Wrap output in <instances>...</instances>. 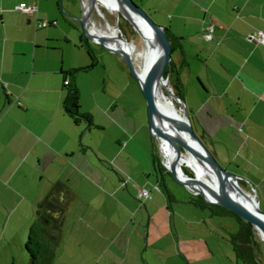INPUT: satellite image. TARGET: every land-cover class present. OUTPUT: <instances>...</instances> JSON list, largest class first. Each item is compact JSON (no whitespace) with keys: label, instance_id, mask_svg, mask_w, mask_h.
<instances>
[{"label":"crops","instance_id":"obj_1","mask_svg":"<svg viewBox=\"0 0 264 264\" xmlns=\"http://www.w3.org/2000/svg\"><path fill=\"white\" fill-rule=\"evenodd\" d=\"M88 1L81 0L86 13ZM138 1L178 39L172 57L187 91L197 93L186 99L200 137L218 161L233 165L227 169L249 183L264 205V43L248 39L264 31V0ZM22 2H37L40 17L51 24L38 28L33 17L16 9ZM79 10L75 0H0V264H30L29 228L57 182L67 185L71 199L52 264H170L178 255L174 206L160 187L167 186L153 157L147 118L124 122L122 110L113 115L104 109L107 122L119 130L106 159L136 163L119 164L115 176L95 156L93 143L81 142L80 132L93 125L82 129L65 112L63 72L96 63L81 51L83 41L91 45V40L67 29ZM61 14H68L63 21ZM91 19L93 30L97 21ZM211 24L215 32L207 40ZM72 48L66 65L60 59ZM46 50L57 55L42 53ZM50 169L57 175L51 188L36 177L43 180ZM75 174L79 180L73 183ZM133 179L151 189L152 199L138 197L136 185L129 186ZM162 240L166 246L155 247Z\"/></svg>","mask_w":264,"mask_h":264},{"label":"rangeland","instance_id":"obj_2","mask_svg":"<svg viewBox=\"0 0 264 264\" xmlns=\"http://www.w3.org/2000/svg\"><path fill=\"white\" fill-rule=\"evenodd\" d=\"M133 1L140 5L138 0ZM75 2L81 3V10H79V12L74 15V19H71L72 23H67V29L74 36H78V38H80L83 35V30L81 23L77 19L83 16V6L81 0H75ZM100 9L104 13V15H102L96 7L93 9L94 11L91 14L93 16V19H95L98 24L101 25L103 23L105 28V26L107 27L108 23H110L111 25L118 28L120 37L123 36L127 40L136 43L141 49H145L142 35L138 30L134 28L133 24L124 16V14L120 13V11L112 12L101 5ZM143 9L154 20V13L149 12L145 8ZM61 15L63 21L67 18L68 14ZM91 15L90 20L92 25L93 22L91 19ZM70 24H73V26ZM82 46L85 48L81 50L82 53L84 55H90L88 54L89 45L86 44L85 40L83 41ZM90 47L92 48L91 50L94 55L93 59L96 60V63L95 61L91 62L90 59L91 63H89V65L87 66L93 65V67L78 72L79 74L77 73L78 75L76 77V81L80 90V112L90 113L93 117V126L89 130H87L85 134L83 133V131L80 132L81 142L82 139L84 140V143L87 141L92 142L95 148V156L99 161L100 159H103L105 161L103 164L106 165L110 169L111 173L116 176V172L118 171L117 167L122 165L126 167H135L136 163L128 161L123 157L122 159H120V161H117L118 163L116 161L111 162L109 159H106V156L112 154V152L114 151L113 144L109 143V141L111 137L114 138L119 134V130L116 125L109 124L107 122L108 118L105 115L106 112L104 109L108 108L110 113L113 115H117L121 110L124 111L120 112L123 114L120 119L124 122L125 120H128L127 122L129 123L136 122V120L143 117L147 118L149 122L146 98L137 77L130 71L127 64L118 54L107 50L102 44H97L93 40H91ZM42 53H46L48 56H50L54 52H51V50H46ZM74 54L75 50H73V48L72 50H67L64 58L60 54V57H62L60 60H63V62L68 65L72 61V55ZM53 55H57V53ZM134 62L138 69L142 68L141 65L143 64V59L141 57L135 56ZM185 79L187 81V76ZM181 81L183 83L182 78ZM168 82L169 87L173 89L169 78ZM181 91L186 106V98H195L197 94L192 91V89H189V91H187V86L184 85V83L181 85ZM45 101V98L40 99V104L45 103ZM176 104L178 105L179 109L183 107V105L179 102H176ZM187 110L192 127L195 133L200 137L199 127L196 124L193 116L191 115L188 106ZM116 117L118 118V116ZM110 118L114 120V117ZM102 123L108 124L106 125L107 127H101L103 125L99 124ZM88 124L89 123H87L85 120H81L82 129H84ZM148 129H150L149 126ZM147 131L150 132V130ZM157 144L159 147L160 155L164 154L160 149L158 141ZM206 146L208 147L207 144ZM208 149L210 150L209 147ZM218 162L225 169H227L229 166L231 169H233V165H227L221 163L220 161ZM184 167L190 170L193 176H195V172L191 168H189L188 166ZM42 169H44L43 171H45L46 168L42 167ZM227 170L232 172V170L230 169ZM52 171L53 170L45 173L43 180H40L42 175H37L36 177L37 179L39 178V184L42 181V183L44 184L48 183V185H50L49 188H51L55 182L54 180H56L55 178L57 177V175H55ZM140 172H142L141 174L143 176H146L144 171ZM163 173L165 176L167 187H165L163 183H161L160 187L165 195L167 191H169L170 194L174 196V198L172 197L170 204L174 206L173 209L171 208V211H174L172 213V225L176 235L175 247L178 249V255L176 258L170 259V264H244L242 261H239L236 258L233 243L231 241V237L236 235L239 230L240 224L238 218L225 210L223 206L218 204L208 203L204 207H199L189 202L190 197H196L200 199L199 194H195L187 186L178 182L170 169H167L165 167ZM159 175L161 181L162 177L160 172ZM66 177H68V175H64V178ZM71 178V182L73 183L79 180V176L76 174ZM153 178L155 179L154 174ZM239 184L247 192L256 195L255 191H253L249 183H245L239 179ZM129 186L132 189H134V186L142 187L138 183H135L134 179L131 180ZM147 189L151 190L150 188ZM133 197L136 198V195H133ZM261 209L264 212V205H261ZM159 231L160 228L158 227L157 232ZM256 237L258 240L263 241L257 230ZM164 245L166 246V244L162 240L159 242V244L155 245V247H163ZM259 255L261 264H264V244H262V246L260 247Z\"/></svg>","mask_w":264,"mask_h":264},{"label":"water","instance_id":"obj_3","mask_svg":"<svg viewBox=\"0 0 264 264\" xmlns=\"http://www.w3.org/2000/svg\"><path fill=\"white\" fill-rule=\"evenodd\" d=\"M117 2L121 5L120 13L124 14V16L133 24L136 30H137L136 23L133 19V15L131 12L139 16L154 31L155 38L159 43L158 47L156 48L157 53L153 56L152 60L145 68L143 79H141L138 73V69L135 65V62L131 58V56H129L123 50H119L118 48H113L109 46L105 42L104 37L94 33L92 29L89 28L88 26L89 18L87 17V14L84 11H83V16L77 19L82 25V30H83L82 36L87 40H93L97 44H102L107 50L118 54L122 58V60L127 64L130 71L137 77L141 89L146 98L147 109L149 114L150 132L152 137H154L159 142L160 149L162 150L161 139H164L168 141L169 144H171L177 155H181L182 152H189L192 155L196 156L197 158L206 161L207 164L213 167L214 171L216 172V176L218 179V188L221 191V193L212 189V193L217 198V200H210L209 198L206 197L203 191L191 187L188 181L178 178L175 167L173 168L169 165L168 168L173 173L175 179L178 182L187 186L195 194L201 195L207 203L218 204L231 211H234L241 218L250 222L256 230H262L264 232V212L261 209L260 201L256 199L257 198L256 195L255 196L252 195L253 202L251 204V208H247L244 205L232 199L225 192L226 184L235 183L237 185V182H239V176L222 167L218 162V160L216 159V157L213 155V153L208 149L206 144L203 142L201 137H199L195 133L191 124V120L185 102L181 97H179V95L175 93L173 89L171 90L167 89V94L170 95L176 102H179L183 105L184 115L186 120L182 119L179 122L175 119H170L169 121L176 129H182L186 131L189 134V136L194 140L196 146L193 147L190 144L181 141L180 139L172 138L170 135L165 133L160 127L157 126L156 119L158 118L162 120L165 114L159 109L157 105V101L155 98V87L159 80L168 81V77H165L164 72L166 66L173 58L172 40L167 33V28L155 22L153 18L149 14H147V12L141 6L135 3L133 0H117ZM122 38L124 37L122 36ZM124 39L128 41L126 38ZM90 66L93 67V65ZM185 176L191 180H194L193 176L188 175L186 172H185ZM237 187L241 192H244L240 184L237 185ZM261 239L263 240V238Z\"/></svg>","mask_w":264,"mask_h":264},{"label":"trees","instance_id":"obj_4","mask_svg":"<svg viewBox=\"0 0 264 264\" xmlns=\"http://www.w3.org/2000/svg\"><path fill=\"white\" fill-rule=\"evenodd\" d=\"M167 33L172 40V48L174 51L178 47V39L173 36L169 29H167ZM91 49L92 48L89 45L88 52L91 57H94ZM91 67L92 66H86L84 68L82 67L72 71L63 72L65 78H70L69 85L65 86L66 97L63 103L65 112L77 123L81 122L83 119L89 123L88 125H93V117L90 113L80 112V90L77 85L76 77L78 72ZM179 68L180 67L172 58L166 66L164 74L165 77L169 78L175 93L183 99L181 91L182 81ZM152 140L153 157L157 169L163 173L165 167L162 164V156L160 155L156 139L152 137ZM183 169L188 175L193 176L190 170L185 167H183ZM167 195L172 199L169 191H167ZM199 197L200 199L191 197L190 202L199 207H204L208 204L201 195H199ZM70 199L71 194L67 185L62 182H57L48 192L46 197L38 204L36 209V219L29 228V236L26 242V251L29 255L30 264L53 263L56 251L61 242L65 212ZM224 209L235 215L240 224L236 235L231 237L236 258L244 264H261L259 252L260 247L264 243L257 239L254 226L250 222L241 218L234 211L225 207Z\"/></svg>","mask_w":264,"mask_h":264},{"label":"bare ground","instance_id":"obj_5","mask_svg":"<svg viewBox=\"0 0 264 264\" xmlns=\"http://www.w3.org/2000/svg\"><path fill=\"white\" fill-rule=\"evenodd\" d=\"M100 5L112 12H118L121 10V5L117 2V0H89L86 5V14L89 19L90 15L94 11L93 8L95 7L98 8L102 15H104L100 9ZM131 13L136 23L137 30L142 35L145 49H141L134 42L129 40L126 41L124 38H122V36L120 37L118 28L111 25L110 23H108V26H105L104 28L99 27V25L94 22V24L96 23V26L94 25L92 31L104 37L105 42L109 46L125 51L129 56H131L133 60L135 56L141 57L143 59V64L141 65L142 68L137 69L141 79H143L145 68L152 60L153 56L157 53L156 48L158 47L159 43L155 38L154 31L139 16L133 12ZM167 89L171 90L167 80H159L155 87V98L157 105L159 109L165 114L162 120L158 118L156 119L157 126L172 138L180 139L181 141L195 147L196 144L189 134L182 129H176L169 121L170 119H175L180 122V120H186V118L184 115V108H178L175 100L167 94ZM161 145L163 153L168 158L169 165L173 168L175 167L178 178L188 181L191 187L203 191L206 197L210 200H217V198L212 193V189L220 193L221 191L218 188V179L213 167L207 164L206 161L197 158L189 152H182L181 155H177L171 144H169V142L164 139H161ZM184 166H188L195 172L196 175L193 176L194 180H191L185 176L183 169ZM237 185H239V182H237ZM237 185L235 183H227L225 186V192L238 203L244 205L247 208H251V204L253 202L252 195L255 196V194L247 192L244 189V192H241ZM257 232L264 240V232L262 230H257Z\"/></svg>","mask_w":264,"mask_h":264},{"label":"built area","instance_id":"obj_6","mask_svg":"<svg viewBox=\"0 0 264 264\" xmlns=\"http://www.w3.org/2000/svg\"><path fill=\"white\" fill-rule=\"evenodd\" d=\"M17 10L23 12L24 14H26L27 16H29L30 18H34L36 21V26L38 28H46L48 27L51 23L46 20V19H42L39 15V5L37 2H32V3H26V2H22L20 3L17 7ZM86 13V12H85ZM214 32H215V25L211 24L208 28V30L204 33V36L207 40H211L213 39L214 36ZM248 39L250 41L256 42V43H264V31L263 30H257L252 32L251 34L248 35ZM70 83V78L66 77L64 79V85L67 86ZM162 156V163L163 165L167 168L169 166L168 163V158L165 154H161ZM125 183H127V180L125 181ZM155 189L160 190L159 185L155 186ZM138 190V197L140 199L143 200H148V199H152V191L145 188V187H137Z\"/></svg>","mask_w":264,"mask_h":264},{"label":"flooded vegetation","instance_id":"obj_7","mask_svg":"<svg viewBox=\"0 0 264 264\" xmlns=\"http://www.w3.org/2000/svg\"><path fill=\"white\" fill-rule=\"evenodd\" d=\"M94 25L96 26V23Z\"/></svg>","mask_w":264,"mask_h":264}]
</instances>
